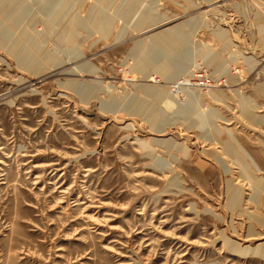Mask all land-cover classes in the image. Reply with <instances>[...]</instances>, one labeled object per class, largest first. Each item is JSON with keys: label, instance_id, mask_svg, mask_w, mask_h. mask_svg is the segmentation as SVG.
<instances>
[{"label": "rangeland", "instance_id": "obj_1", "mask_svg": "<svg viewBox=\"0 0 264 264\" xmlns=\"http://www.w3.org/2000/svg\"><path fill=\"white\" fill-rule=\"evenodd\" d=\"M0 264H264V0H0Z\"/></svg>", "mask_w": 264, "mask_h": 264}, {"label": "bare ground", "instance_id": "obj_2", "mask_svg": "<svg viewBox=\"0 0 264 264\" xmlns=\"http://www.w3.org/2000/svg\"><path fill=\"white\" fill-rule=\"evenodd\" d=\"M66 8V6L64 7V8H62V9H65ZM139 16H140V14H138V13H133V15H132V17H133V20L134 19H138L139 18ZM72 18L73 17H70V18H68L69 19V21H71L72 20ZM8 33V32H7ZM6 33V34H7ZM179 34V31H178V28L176 27V28H174V29H171V30H168V31H165L164 33H160V34H158L157 36H154L153 38H155L156 39V42H154V44H155V46H157V45H159V44H161V45H163L161 48L163 49V47L164 46H166L165 47V49L166 48H169V49H175L176 47H178L179 46V44H180V41L182 40L181 38H173V36L174 35H178ZM179 36V35H178ZM180 40V41H179ZM178 67V66H177ZM76 71H73L72 73H71V76H76V73H75ZM37 82V81H36ZM186 84V83H185ZM176 86H182L183 84L182 83H176L175 84ZM2 100V99H1ZM160 143V142H159ZM166 143H169V142H166Z\"/></svg>", "mask_w": 264, "mask_h": 264}]
</instances>
